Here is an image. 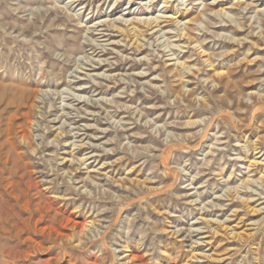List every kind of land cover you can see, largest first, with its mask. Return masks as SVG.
Instances as JSON below:
<instances>
[{
	"label": "rangeland",
	"instance_id": "rangeland-1",
	"mask_svg": "<svg viewBox=\"0 0 264 264\" xmlns=\"http://www.w3.org/2000/svg\"><path fill=\"white\" fill-rule=\"evenodd\" d=\"M165 2L0 0V264H264V0Z\"/></svg>",
	"mask_w": 264,
	"mask_h": 264
},
{
	"label": "bare ground",
	"instance_id": "bare-ground-1",
	"mask_svg": "<svg viewBox=\"0 0 264 264\" xmlns=\"http://www.w3.org/2000/svg\"><path fill=\"white\" fill-rule=\"evenodd\" d=\"M165 3H168V0H166ZM162 17L163 16H157L155 19H152V18L147 19V20L144 21L145 22L144 24H145L146 27H148V29H150V30L153 31V29L160 27V23L161 22L159 20ZM263 17H264V12H263ZM138 45H140V44H138ZM141 49H143V48H141ZM14 83H15V80H14ZM15 94L16 95H13V97L10 98L9 103H8V111H7V114L9 113L10 114V117L8 118L9 125H8V134L7 135H8V138H9V140H8L9 141V144L13 148H15L16 150H18V146H16V143H15L14 138H13L14 129H15V126H14L15 123L14 122L15 121H22L24 117L28 116L26 114H23L22 112L25 109H27V108L30 107L29 104H30V101H31V96L28 93V90L27 89H23V88L15 91ZM36 101L39 102L38 101V97L36 98ZM76 101H80V99H77ZM52 110H54V109H52ZM252 118H253V120L259 119L260 118V113L257 110H255ZM19 128L22 129V126L19 125ZM21 137L24 138V139L27 138V134L25 133L24 130L22 131ZM73 146H75V145H73ZM78 148L80 149V151H83V150L85 151V146L83 144H81ZM20 157H21V155H20ZM82 163L85 164V162L83 160H82ZM12 196H14V195H12ZM35 206L36 207L37 206L39 207V205H35ZM130 206L131 205H129V207ZM27 207H28L29 211H31L30 213H32L33 216H29L28 218H25V219H21V218L16 219L15 222L13 221L14 222L13 225H11L10 233L13 234V235H15V237L18 240H21L23 238V236H27L28 241L29 242H32V245L30 246V249H32V250H40L41 251V249H43L44 243L42 241H39L38 240V236L47 235L49 238H52L53 237V234H55L57 238L58 237L65 236V231L68 228L69 220L68 221L66 220L64 222H60L57 217L52 218V220L50 219L51 217H49L48 219H46L45 216H44V213L41 212L40 208H37L34 211V213L35 212L38 213V217H35L32 209L29 208L30 207L29 202H28ZM114 213H115V209H113V210H111L109 212H105V215H107V214H114ZM2 215H4V214H3L2 210H0V216H2ZM111 227L108 228L107 231L103 232V234L101 235V239L100 240L92 241L91 244L92 245H95V244H97V243L100 242L102 244L104 243V245H105V242H106V239L108 237V233H109ZM56 241H58V240L55 239L54 242H56ZM48 242H49V240H48ZM64 246H66V244ZM104 250L107 251L106 249H104Z\"/></svg>",
	"mask_w": 264,
	"mask_h": 264
}]
</instances>
